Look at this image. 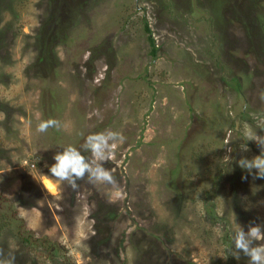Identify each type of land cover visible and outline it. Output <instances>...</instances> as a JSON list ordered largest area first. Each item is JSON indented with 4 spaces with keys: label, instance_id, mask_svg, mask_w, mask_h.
<instances>
[{
    "label": "rangeland",
    "instance_id": "1",
    "mask_svg": "<svg viewBox=\"0 0 264 264\" xmlns=\"http://www.w3.org/2000/svg\"><path fill=\"white\" fill-rule=\"evenodd\" d=\"M3 5L0 190L62 250L23 246L0 212V262L228 264V235L264 224V178L238 163L261 154L245 132L264 137V0ZM48 119L61 128L37 132ZM106 131L122 137L104 164L120 196L52 176L58 151L90 158L85 139Z\"/></svg>",
    "mask_w": 264,
    "mask_h": 264
},
{
    "label": "clouds",
    "instance_id": "2",
    "mask_svg": "<svg viewBox=\"0 0 264 264\" xmlns=\"http://www.w3.org/2000/svg\"><path fill=\"white\" fill-rule=\"evenodd\" d=\"M49 128L59 130L61 122L55 119L40 121L36 131L46 133ZM248 140H255L261 148V154L252 159L241 158L239 166L247 172L255 171V177L264 178V137H252L245 132ZM122 140L119 133L106 131L87 136L82 148L90 152L91 157H85L80 149L72 145L58 151L53 159L54 164L50 166V173L59 182H67L73 189L78 187L77 181L87 177L90 183H107L116 189V195L120 196L121 192L117 187V182L112 172L104 167V164L112 160L117 149V142ZM247 151V146H241ZM247 179V177H243ZM233 248L230 250L231 255L237 260L242 253L248 258V264H264V224L250 222L248 230L245 231L241 225H238L232 235ZM2 264V262H0Z\"/></svg>",
    "mask_w": 264,
    "mask_h": 264
},
{
    "label": "trees",
    "instance_id": "3",
    "mask_svg": "<svg viewBox=\"0 0 264 264\" xmlns=\"http://www.w3.org/2000/svg\"><path fill=\"white\" fill-rule=\"evenodd\" d=\"M4 2L5 0H0V10L5 8L3 5ZM145 30L147 33L150 34V37L148 38V40L152 47L151 48L152 55L156 56L157 48H156L155 40L152 37L151 29L148 24L146 25ZM1 34H2V30H1ZM0 212L4 215V218L6 219L4 220V223L5 224L8 223V225H10L14 236L20 240L23 246L27 247L30 250L32 249L36 250V248L43 249L48 255H52V254L54 255L56 252H60L62 250V248H58L56 244L47 240V238H44V239L36 238L35 233L29 230L28 227L26 226L25 221L18 216L17 210L14 204L10 201L9 198H6L4 196V193L1 190H0ZM2 226L3 224H1V229H2ZM228 237L231 239L229 241L230 243L228 244V248H227L229 252L228 264H230L234 262L235 257L232 256L230 252V250L234 247L232 243V236L228 235ZM242 257H244V255L241 253L240 258ZM68 263L70 264L69 261Z\"/></svg>",
    "mask_w": 264,
    "mask_h": 264
},
{
    "label": "bare ground",
    "instance_id": "4",
    "mask_svg": "<svg viewBox=\"0 0 264 264\" xmlns=\"http://www.w3.org/2000/svg\"><path fill=\"white\" fill-rule=\"evenodd\" d=\"M46 185H47V188L51 191V193L53 192V194L54 193H56V186H55V184H53L51 181H47L46 182Z\"/></svg>",
    "mask_w": 264,
    "mask_h": 264
}]
</instances>
